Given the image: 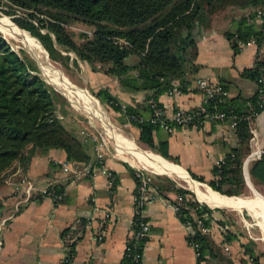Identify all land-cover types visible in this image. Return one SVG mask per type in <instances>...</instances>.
<instances>
[{
  "label": "trees",
  "instance_id": "1",
  "mask_svg": "<svg viewBox=\"0 0 264 264\" xmlns=\"http://www.w3.org/2000/svg\"><path fill=\"white\" fill-rule=\"evenodd\" d=\"M2 4L8 7L4 10L8 15H16L20 10V14L12 17L18 27L12 24L27 32L38 46L41 44L43 48H40L44 53L46 51L50 60L63 66L70 61L75 67L77 61L83 62L89 70L114 78L120 90L127 93L148 91L150 94L144 102L133 106L120 102L106 87L92 93L117 114L122 124L137 129L138 143L161 159L172 162H176V158L168 155L166 142L153 143L152 133L160 126L157 120L151 122L152 105L161 110L158 95L173 87L180 93L186 90L189 83L186 75L198 68L194 63L196 39L201 30L210 26L212 15L224 8L246 11L234 20L233 30L223 31L234 52L239 50L236 40L251 38L256 47L264 43V14L260 24L247 21L256 9L264 13V0H0ZM72 21L92 28L89 34H78L80 43H76L65 28ZM62 52H70L74 58L70 59ZM240 75L255 84L254 94L248 98L225 97L217 104L218 110L229 111L235 117L238 146L223 155L219 167L212 166L209 180L189 173L192 180L205 182L211 192L230 199L244 194L246 188L241 166L251 136L247 119L254 118L250 111L259 113L264 109V51L255 56L253 65L243 69ZM258 95L263 100L260 107L255 104ZM245 102H249L251 108ZM65 104L67 101L62 95L39 76L34 61L22 50L11 47L0 33V175L16 162L21 168L25 167L31 155L43 154L49 149L62 150L69 162L88 161L91 143L81 139L71 125L67 126ZM167 123L179 128L172 121L167 120ZM247 174L253 185L264 186L263 153L247 163ZM144 176L147 185L154 186L158 196L165 197V192H171L175 199L179 198L178 204L176 200L171 203L177 207L178 220L193 229V233L187 235V242L197 245L198 260L205 264H212L210 260L215 259L216 264H234L222 255V250L209 236L196 228L195 220H199L203 228L210 226L214 209L196 201L188 189L176 186L165 176L153 175L150 184L148 174L144 173ZM132 177L136 195L138 179L133 171ZM52 190L60 195L62 187L53 186ZM53 203L57 202L54 200ZM144 220L145 217L133 214L132 233L125 242L126 250L118 264H141L133 260V255L139 253L147 241V236L135 237ZM215 224L221 229L225 242L237 241L250 264H259L260 256L252 251V242H240L228 228L226 217L222 216ZM68 253L72 255L73 248Z\"/></svg>",
  "mask_w": 264,
  "mask_h": 264
},
{
  "label": "crops",
  "instance_id": "2",
  "mask_svg": "<svg viewBox=\"0 0 264 264\" xmlns=\"http://www.w3.org/2000/svg\"><path fill=\"white\" fill-rule=\"evenodd\" d=\"M239 11L238 16L246 13L245 10ZM236 18L238 17L230 18L228 22H223V20L214 22L212 18L210 26L201 30L196 39L194 60L198 68L194 73L186 75L189 82L186 90L178 95H168L165 92L157 97L164 119L170 120L177 109L191 110L202 103V94L195 88V81L198 78L219 83L222 87L225 86L226 97L229 99L248 98L254 94L255 84L243 78L240 72L253 65L255 56H257L255 46H248L234 52L223 35L224 30L234 29L232 24L235 23ZM84 68L89 69L84 65L81 68L82 71ZM96 73H99L103 79L92 84L93 89L96 91L100 87H106L122 103L132 106L141 105L145 97L150 94L148 91L124 92L120 90L114 78L102 72ZM176 83L174 81L173 84L176 85ZM117 118L119 120L118 116ZM64 119L66 121V117ZM253 120L256 135H252L247 126L251 136L247 144L248 151L244 157H248L249 152L254 149L251 143L253 137L259 145L256 149L257 142L255 143V150L264 152V109L256 113L251 122ZM69 123L67 120L68 127H70ZM123 126L129 129L135 139L137 138L136 128L125 123ZM152 139L154 144L158 141H165L168 155L175 157L176 162L161 159V156L160 158L158 154L151 151L140 149L141 152L145 155H158L159 159L171 166L174 165L179 172L172 175L183 178L182 180L190 187L192 178L189 173L203 177L205 181L209 180L214 160L238 146L234 129H229L224 124L216 125L210 121L202 122L198 128L179 127L172 133L158 128L153 131ZM87 155L89 157L87 162L94 160L95 153L91 147ZM245 159L243 158L241 170L245 185H247L243 173ZM63 161L66 159L62 150L49 149L43 154L31 155L25 167L21 168L19 162H16L0 175V264H60L62 256L66 253L70 264H118L120 262L125 241L132 233L131 220L135 205L133 201L135 182L132 171L134 173L138 164L131 162L130 165L129 162L117 156L113 150L108 149L107 154L101 159L104 167L114 176L113 183L108 185L106 176L102 174L74 178L70 174L62 173L59 164ZM245 171L248 177L247 164ZM181 172L186 174L188 181ZM144 173L149 176V184L153 175H156L165 176L176 186H180L170 176L148 171ZM20 176L25 177L32 185V191L28 196L15 191V185ZM46 186L49 189L53 186L62 187L60 197L56 200L57 203L54 204L50 198L43 195L42 190L46 189ZM260 186L264 194V186ZM149 187L154 198L142 207L143 216L148 223V236L143 247L141 264H198L194 251L187 242V235H190L193 229L189 224H183L178 220L171 203L175 200V195L165 192V197H160L154 186L149 185ZM186 189L194 195L192 188ZM194 197L196 201L202 202L195 195ZM256 199L260 204L257 197ZM260 206L264 209V206L261 204ZM208 207L214 210L211 211L210 226L206 228L207 232L204 234L209 236L214 245L222 250V255L234 264H241V262L250 264L241 253L237 241L228 243L227 252L229 250L236 252L235 255H229L223 250L221 244L224 240L220 233L221 229H218L215 224L223 216L221 215L223 207ZM239 209L248 211L243 208ZM87 219L90 220V224L81 228L82 234L74 243L73 253L69 256V251L65 252L63 248V240L69 231L80 228L83 221ZM97 234L101 236L100 240L96 239ZM258 261L261 264L260 260ZM210 262L216 264V259ZM200 264L205 263L201 261Z\"/></svg>",
  "mask_w": 264,
  "mask_h": 264
},
{
  "label": "rangeland",
  "instance_id": "3",
  "mask_svg": "<svg viewBox=\"0 0 264 264\" xmlns=\"http://www.w3.org/2000/svg\"><path fill=\"white\" fill-rule=\"evenodd\" d=\"M4 10H8V7L6 5H3V4L0 5V33L7 40L9 45L17 51L22 50L24 55L27 58L32 59L37 66L39 76L45 82H47V78L43 74L39 64L35 60L34 56L29 52V50L31 48V45L29 44V42H31L32 45L34 46V48L36 49V52L41 54L43 57H46L48 62H50L49 64L52 67L53 73H56L58 76H60V78L64 79L67 82V84L69 86L68 91H60V90L54 88L52 85H50L47 82L54 89L58 90L57 92L60 93L62 95V97L67 101V104H65L66 108L64 107V110L66 112V115H65L66 121L65 122L67 123V120H68L71 123V124L69 123V125H71L73 127V129L75 130V132H77V133L79 130H81L87 126H89V129L91 131H94L96 133L103 131L106 134V136L108 137V140L110 142H112V140H114L112 135H110L109 133H106L103 130L101 123L98 122L95 119V117H93L91 114H89L85 110L86 107H89L85 101V98H87V99H89V97L91 99L95 98L93 93H92L95 91L93 89L94 85L92 86V84L97 82L99 79H103V77L99 73L90 72L91 70L88 71L89 69L86 70L84 68V71H82L81 68H82V66H84V63L80 62V61L76 62L77 66L75 67L74 65H72V63L70 61L67 62V66H63L58 62H54V61L50 60L48 58V56L42 51L40 46H38L36 43H34L33 39L31 38V36L27 32H25L21 29L19 30L13 25L15 23L12 21V17L16 16L17 14H20V10L16 11V15H8L4 12ZM239 12H240L239 9L224 8V9L216 11L212 15V18H214L213 19V20H215L214 22H218V21H222V20H223V22H228L230 20V18L238 17V15L240 14ZM65 28H66V30H68L72 34V38L76 43L81 42V39L78 37V34H80V33L89 34L90 31L92 30V28L90 26L83 25L82 23L77 22V21L69 22L67 25H65ZM24 35H26V36H24ZM62 53L68 54L70 59L74 58V55L70 52H66V53L62 52ZM95 100H97V102H98L99 112L104 116L103 117L104 122L110 123L115 128L116 132L119 133L125 139V141L133 143L134 146L136 147V150L138 152H140L141 154H143L141 152V150L149 151L143 145L137 143L136 139L132 136V134H130L131 132L129 131V129L126 128L125 126H123V124L120 122V120H118L117 115H115V113L109 107H107V105H105L104 103H101L96 98H95ZM250 128L254 130V135H256V126H255L254 120L250 123ZM256 142H257L256 138L253 137V140H251V143H252V145H254V149H252L249 152V154L253 151L256 152L255 151V143ZM121 145H123V144H121ZM258 147H259V145L257 142L256 149ZM109 150H113L111 145H109ZM117 156H119L122 160H125L126 162H132V163H136V164L140 165V163H137L134 159L130 158V156H128L126 153H124V151L121 152L120 154H117ZM148 157L159 158L158 155H155V156L148 155ZM246 157H244V159ZM251 158L248 159V161H250ZM145 168L150 170V171H148L150 173H159V174H164V175L170 176V178H172L175 182H177L183 188H191L189 186V184L186 183L184 180H182L179 176L172 175L170 173H161L159 171L154 172L152 169H150L146 166H145ZM185 178L188 181L187 177H185ZM245 180L247 181V185H246V188L244 190V194L239 195V196H235V197L251 198L252 194L250 191V187L252 186V189L255 192L256 197L258 198L260 204L262 206H264L263 205L264 204V194H262V187L260 185H253L246 174H245ZM248 182L251 186L248 185ZM199 185H200V188L205 193L209 192V193L214 194L216 197H221V196H218L215 193L211 192L206 187L205 183H202ZM222 215H223V217H226L227 223H228V225H227L228 228L230 229L231 232H233L237 235L238 240H240L241 242H246L247 240H250L252 242V246H251L252 251L256 252L260 256L259 260H260L261 264H264V233L261 231L259 218H257L253 214H251L249 211L241 210L239 208H223L222 209ZM240 251L242 252L241 248H240ZM227 253L229 255H231V254L235 255L236 254V252H231L230 250ZM228 254H226V255L229 256ZM241 264H244V263L241 262ZM245 264H247V263H245Z\"/></svg>",
  "mask_w": 264,
  "mask_h": 264
},
{
  "label": "built area",
  "instance_id": "4",
  "mask_svg": "<svg viewBox=\"0 0 264 264\" xmlns=\"http://www.w3.org/2000/svg\"><path fill=\"white\" fill-rule=\"evenodd\" d=\"M255 13L250 19H247L248 22L255 21L256 24L261 23V17L263 16V11L260 9H256L254 11ZM236 47L240 50L242 48L248 47V46H255L256 54L259 55L264 51V43H262L259 47H256L253 39H247L246 41H239L236 40ZM195 88L202 94V103L197 106L194 109L191 110H183V109H177L172 114V117L169 121H172L177 127H193L198 128L202 122L204 121H210L213 122L216 125H227L229 129H234L235 127V117L230 114L229 111H221L218 110L217 104L222 102L224 98L226 97V91L223 89V87L216 82H210L203 78H198L195 81ZM180 92L177 89V87H173L170 90L167 91L168 95H178ZM256 105L258 107L262 106L263 100L262 96L258 95L255 98ZM248 108H251V105L249 102H245ZM153 111L152 116L153 119H151V122H155V120L158 121L160 128H163L166 132L172 133L174 131V126L167 123V120L162 117L161 110L159 108H156L152 105ZM252 116H255V112L252 110L250 111ZM131 119H136L135 117L131 116ZM248 123L247 126H249V131L253 135L254 130L250 128L251 119H247ZM78 135L81 139L88 141L91 143V148L95 153V158L93 161L89 162H69V161H63L59 164L60 170L64 174H70L72 177H92L95 174H102L106 176L108 185H111L114 181V176L104 167L101 159L102 157L107 154L109 145L113 148V152L115 154H120L121 150H119V145L115 144V140H112L110 142L108 140V137L106 134L101 132H94L89 129V126L84 127L83 129L78 131ZM253 140V138H251ZM256 152H251L248 155V158L250 159H258L261 152L255 150ZM254 153V154H253ZM130 165L132 164L129 162ZM223 163V155L218 157L214 160L213 165L215 167H219ZM145 171H150L145 168L144 165L140 164L135 167L134 176L138 179V185H137V194L133 195V201L135 203L134 205V213L133 214H139L141 217L143 216V206L148 204L153 198L154 194L147 185V179L144 176ZM15 191L16 193L22 192L23 195L28 196L30 192L32 191V185L30 182L23 176H20V179L18 183L15 185ZM43 195L47 198H50L51 201H56L60 195L55 194L53 190L48 188L46 186V189L42 190ZM176 203H179V198H176ZM174 211L176 212L177 207L173 205ZM90 224V220H85L82 226L78 229H73L70 231L63 240V248L66 250L65 252H68L70 248V244H73L77 242V240L80 238L82 234L83 227H86ZM196 228L201 233H206L207 229L203 228L201 226V223L199 220H195ZM193 231L191 232V234ZM190 234V235H191ZM148 236V223L147 220H144L140 224V229L138 233L135 235L136 238ZM100 235L96 236L97 240H100ZM128 239V238H127ZM126 239V240H127ZM223 240V238H222ZM126 242V241H125ZM193 251L194 256L196 258V262L200 264V260H198L199 257V251L197 249V245L195 243H188ZM221 246L223 247L224 251L228 250V243L223 241ZM144 247V246H143ZM143 247L141 248L139 253H135L133 255V260L135 262L142 261L143 256ZM124 249L126 250V247L124 246ZM60 264H70L69 257L66 254L62 256V259L60 261Z\"/></svg>",
  "mask_w": 264,
  "mask_h": 264
},
{
  "label": "bare ground",
  "instance_id": "5",
  "mask_svg": "<svg viewBox=\"0 0 264 264\" xmlns=\"http://www.w3.org/2000/svg\"><path fill=\"white\" fill-rule=\"evenodd\" d=\"M29 44L31 45L29 52L34 56L35 60L39 64L43 74L47 78V82L50 85H52L54 88L60 91H68L69 86L67 82L64 79L60 78V76H58L56 73H53L52 67L49 64L50 62H48L46 57H43L41 54L37 53L36 49L34 48L31 42H29ZM85 101L87 105L89 106V107H86L85 110L89 114H91L93 117H95V119L98 122L101 123V126L103 127V130L106 133H109L110 135H112V137L115 140L114 141L115 144L120 145L118 148L119 150L124 151V153L130 156V158L152 169L154 172L159 171L161 173H170V174L179 172V170L174 165L171 166L169 163H167L164 160H161L159 158H154V157H148V155H144L138 152L133 143L125 141V139L119 133L116 132L115 128L110 123L104 122V119H103L104 116L98 110L99 108H98L97 100L91 99L89 97V99L85 98ZM181 174L184 175V177H186V174H184L183 172H181ZM190 184H191V188L194 194L196 195V197L200 201L206 203L208 206H217V207H223V208H243V209L248 210L251 214L259 218L260 228H261V231L264 233V209H262V207L258 203L255 192L253 191L252 188L250 190L252 194L251 198H239L238 197L236 199H230V198L226 199L224 197H216L214 194L209 193V192L205 193L200 188V186L193 180H190ZM248 185H250L249 182H248Z\"/></svg>",
  "mask_w": 264,
  "mask_h": 264
},
{
  "label": "water",
  "instance_id": "6",
  "mask_svg": "<svg viewBox=\"0 0 264 264\" xmlns=\"http://www.w3.org/2000/svg\"><path fill=\"white\" fill-rule=\"evenodd\" d=\"M34 38V37H33ZM37 40V39H36ZM38 41V40H37ZM40 44V43H39ZM40 46H41V44H40ZM42 47V46H41ZM43 48V47H42ZM44 50V49H43ZM45 51V50H44ZM45 53H46V51H45ZM46 55H47V53H46ZM55 90V89H54ZM56 91V90H55ZM261 153H264V152H261ZM248 157L244 160V162H243V173H244V176H245V174H246V171H245V166H246V164H247V161H248ZM203 203V202H202ZM204 204H206V203H204Z\"/></svg>",
  "mask_w": 264,
  "mask_h": 264
}]
</instances>
